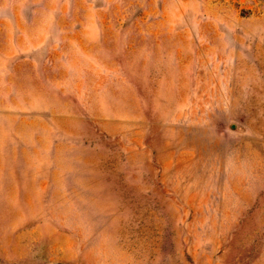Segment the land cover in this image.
Segmentation results:
<instances>
[{
	"label": "rangeland",
	"instance_id": "rangeland-1",
	"mask_svg": "<svg viewBox=\"0 0 264 264\" xmlns=\"http://www.w3.org/2000/svg\"><path fill=\"white\" fill-rule=\"evenodd\" d=\"M0 264H264V0H0Z\"/></svg>",
	"mask_w": 264,
	"mask_h": 264
}]
</instances>
